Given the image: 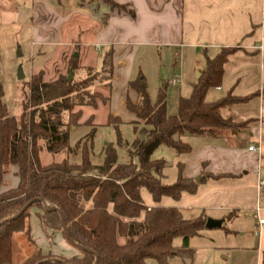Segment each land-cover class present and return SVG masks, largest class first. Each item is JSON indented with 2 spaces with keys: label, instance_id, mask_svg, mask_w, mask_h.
I'll list each match as a JSON object with an SVG mask.
<instances>
[{
  "label": "trees",
  "instance_id": "16d2710c",
  "mask_svg": "<svg viewBox=\"0 0 264 264\" xmlns=\"http://www.w3.org/2000/svg\"><path fill=\"white\" fill-rule=\"evenodd\" d=\"M98 2L134 16L132 11L114 0H76V5L82 7ZM106 18L103 17V23ZM235 51V48H221L213 58L205 57V68L198 74L190 95L178 99L176 113L171 116L166 108V84L152 101L143 75L138 74L129 81V88L137 94V102L127 101L126 108L142 122L130 123L137 136L129 153L130 157L136 158V163L117 164L116 149L107 144L102 163L94 165L90 160L94 128L73 146L69 144L70 130L76 127L80 118V111L74 113L73 110L96 107L97 96L89 92L95 79L100 77L110 87L112 47L101 56L96 77H90L91 69L78 67L76 55L67 76H59L51 83L42 81L41 72L31 77L17 118L9 115L0 85V222L37 198L60 212L47 211L43 202L36 201L18 219L0 226V264L11 263L12 236L28 233L26 220L32 210L44 230L61 232L69 243L62 218L69 238L81 248L69 244L80 252V256L65 258L38 251L24 264H95L96 259V264H145L149 259L166 264L172 256L191 257L189 240L206 229L205 215L202 213L195 219L186 220L174 207L147 209L140 191L146 190L155 204L164 197L179 201L183 194L195 195L202 183L228 178L227 175L205 174L200 183L184 179L183 164L177 162L176 179L167 184L163 182L166 162L151 156L158 148H169L177 156H183L192 148L182 141V137L241 127L223 118L221 110L244 103L250 97L238 98L228 93L217 101H206L210 89L221 87L224 66ZM75 71H87L88 77L76 82L72 77ZM113 123L115 128L121 124L118 119L109 117L107 125ZM42 151L52 156L64 154L65 157L58 163L43 166L39 157ZM72 156L74 160L70 159ZM11 166L17 168L18 184L2 191L4 176ZM229 220L231 217L225 222ZM176 238L181 239L179 247L173 246Z\"/></svg>",
  "mask_w": 264,
  "mask_h": 264
},
{
  "label": "crops",
  "instance_id": "0c3cea01",
  "mask_svg": "<svg viewBox=\"0 0 264 264\" xmlns=\"http://www.w3.org/2000/svg\"><path fill=\"white\" fill-rule=\"evenodd\" d=\"M0 2L1 20L5 24L16 23L20 12L26 10L28 24L33 26L37 55L53 51L58 57L77 48L81 61L91 62L92 54L99 53L101 57L112 47L111 87L105 95L106 105L101 102L98 106L121 123L140 122L126 108L127 101L137 102V94L128 83L138 74L143 75L139 63L162 65L169 57L178 60L165 82L171 88L169 81L175 77L180 79V84L172 87L179 91L177 110L178 99L190 94L198 74L203 71L202 60L205 67L201 54L208 57L209 51L217 54L221 48H235L224 66L222 85L216 91L238 98L250 97L244 103L221 110L223 118L241 127L182 137L192 150L177 159L183 164L184 179L203 178L205 174L228 178L202 183L195 195L183 194L179 201L164 197L155 204L144 189L140 196L147 209L161 206L177 208L181 215L184 211H195L199 216L203 213L206 219L222 220V226L226 225L228 231L231 225L233 231L239 229V222L245 220L256 240L242 249L252 254L250 264H264V185H260L264 182V0H114L132 11L133 17L102 2L76 5L73 12L62 16L41 0ZM182 87L187 88V95L181 92ZM169 113L172 111L167 114L174 115ZM251 145L256 150L249 152ZM16 172L15 166L9 168L2 191L17 186ZM227 217L231 220L225 222ZM259 220L263 221L262 225ZM29 233L39 248H45L38 242L44 233L35 215L29 219ZM55 238L60 240L58 236ZM69 250L57 251L69 255Z\"/></svg>",
  "mask_w": 264,
  "mask_h": 264
},
{
  "label": "rangeland",
  "instance_id": "374dc122",
  "mask_svg": "<svg viewBox=\"0 0 264 264\" xmlns=\"http://www.w3.org/2000/svg\"><path fill=\"white\" fill-rule=\"evenodd\" d=\"M41 2L44 3L50 10L59 13L60 16L67 15L68 12H73L76 8V0H41ZM9 9H12V7ZM25 11L20 12L21 14L19 15V20L16 23L5 24L1 20L0 15V85L3 89V102L7 111L10 116L15 118L21 114L22 98L28 91L26 85L31 77L41 72L42 81L44 83H51L59 76H67L75 53L77 54V61H75L78 67L91 69L92 71L90 77H96L97 74L95 73L99 70L101 58L98 53L97 56L96 54H92L93 61L91 62L81 61L79 50L77 48L71 50L69 54H58V57H55L53 51L47 55H37L34 50L36 47L33 44L32 38L33 26L28 24L29 19ZM73 20L69 22V27L72 26L74 22ZM215 55L216 53L209 51L207 56L209 58H213ZM143 56L144 54L141 53L140 58ZM201 57L202 59L205 58L203 53L201 54ZM51 61H53V63ZM177 63L178 60L171 57L167 58V61H164L162 65H146L147 63H139V65H141L140 70L147 81L148 92L152 101L156 99L158 90L163 84H165L167 78H169L172 74L173 65ZM201 64L204 70L205 67L203 60ZM39 67L46 69L44 71L36 70ZM19 68L23 74L22 79L17 77ZM87 75V71H75L72 74V77L73 80L77 82L88 77ZM95 80L96 81L90 87L89 92L97 96L96 107H76L73 110L74 113L80 111V118L76 127H72L70 130L69 144L70 146H73L76 142L83 139V137L87 135L92 128H94L95 131L92 140V151L90 154V160L94 165L102 163L103 149L107 144H112L116 149L117 164H124L130 161L136 163V158L130 157L129 153L130 145L137 136L134 132L133 125L130 123H121L117 125V128H115L114 123L116 124L118 121H113V125H107L110 116H107L108 113L106 109H103L98 105L101 102L106 105L107 99L105 95H107L111 86L107 87L104 80L100 77ZM186 89V87H182L181 89V92L185 95L188 94L185 93ZM165 92L167 112L172 111V113L169 114H175L177 94L179 91L172 89V87H166ZM224 96H226V93L216 91V89H210L207 92L206 101H217ZM64 121H66V118H64ZM141 123L142 122L140 121L139 124ZM138 128H140V126H138ZM119 136L121 139L120 142L118 141ZM39 157L41 164L46 166L50 163L60 162L65 155L61 154L52 156L45 151H42ZM151 158L163 159L166 162V167L163 170V182L167 184L173 183L177 174V154L169 148H158L152 154ZM70 159L74 160L75 157L72 156ZM32 215H35L33 210L30 211V215L26 220L28 233L22 232L12 236V256L10 264H24L28 258L36 254L38 251L43 255L51 254L53 256H62L65 258L80 256V252L65 240L61 232L52 230L46 231L41 227L40 222L39 225L44 234H42V241L38 242H40L41 246L45 248H39L30 238L29 219ZM182 216L186 220H191L195 219L199 215L195 211H184ZM239 223L240 227L235 231H233L234 227L232 225L230 226L229 231L226 225H223L224 228L204 229L197 236H194L189 240V248L193 252L191 257L185 258L172 256L167 259L166 264H250L252 254L244 252L242 247L252 245L256 238L252 236V233H250L245 220H242ZM55 236H58V239L60 240L55 241ZM119 242L123 243V240H119ZM180 245L181 239L176 238L173 241V246L179 247ZM58 249H62L63 251L70 249L69 255H67L68 253L66 254L67 251L63 252L65 255H61L62 252L57 251ZM70 253H73V255H70ZM145 264L158 263L155 260L149 259L145 262Z\"/></svg>",
  "mask_w": 264,
  "mask_h": 264
},
{
  "label": "water",
  "instance_id": "95a60500",
  "mask_svg": "<svg viewBox=\"0 0 264 264\" xmlns=\"http://www.w3.org/2000/svg\"><path fill=\"white\" fill-rule=\"evenodd\" d=\"M17 77L19 79H22L23 78V74H22V71L21 69L19 68L18 69V75ZM71 78V75L69 76ZM201 176H198L196 177L194 180L199 183L201 181ZM43 202L44 205H45V208L47 211H57L59 214L60 212L55 208V207H51L49 206L47 203H45L44 201H42L41 199L37 198V199H34L32 201H29L27 202L14 216L10 217V218H7L3 221L0 222V226H2L3 224L7 223V222H11V221H14L16 219H18L31 205L33 202ZM61 223H62V226H63V229H64V233H65V236L66 238L68 239L69 243L76 247V248H81L80 246L76 245L70 238H69V235L67 233V230L64 226V223H63V219L61 218ZM222 224H223V221L222 220H215V219H211V218H207L206 219V222H205V228L206 229H214V228H221L222 227ZM97 263V259L95 261V264ZM39 264V263H38Z\"/></svg>",
  "mask_w": 264,
  "mask_h": 264
},
{
  "label": "built area",
  "instance_id": "2783aa9c",
  "mask_svg": "<svg viewBox=\"0 0 264 264\" xmlns=\"http://www.w3.org/2000/svg\"><path fill=\"white\" fill-rule=\"evenodd\" d=\"M180 84V79L178 77H175L174 79H172L171 81H169V85L171 87H177L178 85ZM256 148L254 145H251L248 147V151L249 152H252V151H255ZM260 185H264V182H261ZM263 221L262 220H259V225H262Z\"/></svg>",
  "mask_w": 264,
  "mask_h": 264
}]
</instances>
